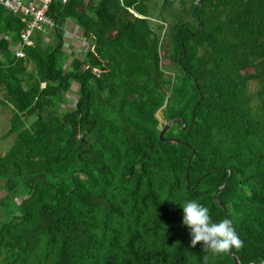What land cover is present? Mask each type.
<instances>
[{"label":"trees","instance_id":"16d2710c","mask_svg":"<svg viewBox=\"0 0 264 264\" xmlns=\"http://www.w3.org/2000/svg\"><path fill=\"white\" fill-rule=\"evenodd\" d=\"M175 1L51 0L52 42L34 29L23 57L0 5V264L264 262V0ZM66 20L87 42L67 67ZM188 200L243 247H191Z\"/></svg>","mask_w":264,"mask_h":264},{"label":"clouds","instance_id":"9594fccd","mask_svg":"<svg viewBox=\"0 0 264 264\" xmlns=\"http://www.w3.org/2000/svg\"><path fill=\"white\" fill-rule=\"evenodd\" d=\"M181 208L182 224L190 230L191 247L202 243L203 251L213 255L226 254L233 248L239 250L243 247V241L230 219L213 221L209 208L197 200L185 201ZM203 261L208 264L207 255Z\"/></svg>","mask_w":264,"mask_h":264},{"label":"rangeland","instance_id":"374dc122","mask_svg":"<svg viewBox=\"0 0 264 264\" xmlns=\"http://www.w3.org/2000/svg\"><path fill=\"white\" fill-rule=\"evenodd\" d=\"M156 5L159 6L162 0H155ZM176 4V1L173 0ZM63 32L65 37V47L63 48L66 52L65 56V66H70L72 57L82 58L83 50L87 47V42L82 38L81 30L70 20H66L63 23ZM43 34V41L45 45L48 46L52 42V30L51 27H47ZM256 82L251 81L248 85V89L253 92L256 89ZM77 85L73 83L68 92L65 93L67 102L61 105V108L67 109L74 106L75 101L77 100L76 93ZM0 99L3 102H0V154H3L8 145L12 142V136H6L5 133L10 126V118L13 112V106L10 102L5 100V93L0 92ZM164 107H161L156 112V118L159 120L160 124H164L167 120L164 118ZM28 123V122H27Z\"/></svg>","mask_w":264,"mask_h":264},{"label":"built area","instance_id":"2783aa9c","mask_svg":"<svg viewBox=\"0 0 264 264\" xmlns=\"http://www.w3.org/2000/svg\"><path fill=\"white\" fill-rule=\"evenodd\" d=\"M51 0H0V5L17 14L26 22V27L21 31V43L12 47L16 57H23V45L32 44L31 36L34 29L44 30L51 27L53 22L46 16ZM66 3L68 0H59Z\"/></svg>","mask_w":264,"mask_h":264},{"label":"water","instance_id":"95a60500","mask_svg":"<svg viewBox=\"0 0 264 264\" xmlns=\"http://www.w3.org/2000/svg\"><path fill=\"white\" fill-rule=\"evenodd\" d=\"M173 122H174V120H168V121H166V122L163 124V127H162V129H161V131H160V133H159V137H160V139H162V138H161V137H162V134L167 130V128H168ZM224 185H225V183H223L222 186H221L219 189H221ZM219 189L216 191V193L219 191ZM216 193H215V195H214V198L217 200V198H216ZM217 202H218L219 204H221L218 200H217ZM231 255H232L234 261H235L237 264H240V263H239V260H238V257H237L233 252H231ZM248 264H254V263H248ZM260 264H264V262H261Z\"/></svg>","mask_w":264,"mask_h":264},{"label":"crops","instance_id":"0c3cea01","mask_svg":"<svg viewBox=\"0 0 264 264\" xmlns=\"http://www.w3.org/2000/svg\"><path fill=\"white\" fill-rule=\"evenodd\" d=\"M37 30H39V29H37Z\"/></svg>","mask_w":264,"mask_h":264}]
</instances>
